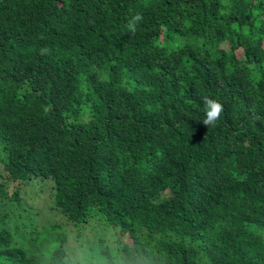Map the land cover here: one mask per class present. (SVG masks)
<instances>
[{
    "label": "trees",
    "instance_id": "1",
    "mask_svg": "<svg viewBox=\"0 0 264 264\" xmlns=\"http://www.w3.org/2000/svg\"><path fill=\"white\" fill-rule=\"evenodd\" d=\"M23 186L119 264H264V0H0V264H66Z\"/></svg>",
    "mask_w": 264,
    "mask_h": 264
},
{
    "label": "rangeland",
    "instance_id": "2",
    "mask_svg": "<svg viewBox=\"0 0 264 264\" xmlns=\"http://www.w3.org/2000/svg\"><path fill=\"white\" fill-rule=\"evenodd\" d=\"M222 47L227 50L225 45ZM18 185V183H13L11 187L15 188ZM44 188H48V186ZM22 191L24 192V194H21L24 203L22 209H26V211L21 213L20 224L23 223L28 226L30 223H37L36 245L39 242H45L43 249L49 252L59 245V238L64 237L65 241L62 247L66 251V264H86L90 260L92 264H107L99 253L101 244H103L106 245L108 253L112 256V262L119 264V261L115 258L114 249L116 228H107L99 221H90L83 226L71 225L66 223L64 217L51 206L50 199L48 201L47 191L43 188L36 187L35 189L31 186H23L21 187ZM6 200L4 199L3 202H6ZM255 232L264 237L263 230ZM100 241H103V243ZM124 242L130 243L127 239Z\"/></svg>",
    "mask_w": 264,
    "mask_h": 264
},
{
    "label": "clouds",
    "instance_id": "3",
    "mask_svg": "<svg viewBox=\"0 0 264 264\" xmlns=\"http://www.w3.org/2000/svg\"><path fill=\"white\" fill-rule=\"evenodd\" d=\"M141 20H142V16L140 14H137L132 18L131 21H129L126 27L128 28L130 32L134 34L136 31V25ZM46 52H47V49L41 50V54H46ZM203 103H204L203 111L205 114L203 125L205 127H209V126L215 127L216 122L219 120L222 112L224 111L223 106L219 102L209 99L207 97L203 98ZM256 118L259 119V117H256Z\"/></svg>",
    "mask_w": 264,
    "mask_h": 264
}]
</instances>
